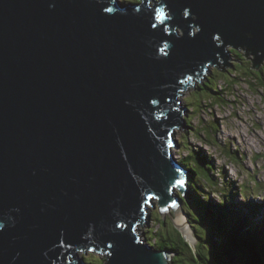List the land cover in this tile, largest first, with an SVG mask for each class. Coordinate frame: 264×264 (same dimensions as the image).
<instances>
[{"label": "water", "instance_id": "1", "mask_svg": "<svg viewBox=\"0 0 264 264\" xmlns=\"http://www.w3.org/2000/svg\"><path fill=\"white\" fill-rule=\"evenodd\" d=\"M232 51L263 77L264 0H0V264H171L138 228L185 218L184 93Z\"/></svg>", "mask_w": 264, "mask_h": 264}, {"label": "rangeland", "instance_id": "2", "mask_svg": "<svg viewBox=\"0 0 264 264\" xmlns=\"http://www.w3.org/2000/svg\"><path fill=\"white\" fill-rule=\"evenodd\" d=\"M121 1L124 4L140 2V0ZM237 58L242 63H237V60L233 59L232 62L237 63L235 69H230L225 75L219 71L215 72L217 80L218 78L227 79L219 82L215 80L211 90L226 89V92L215 93L206 87L199 88L201 89L199 91L194 89L190 93L183 91L185 92L183 104L190 110L186 112L187 115L184 114V117L187 118L189 115L187 118L188 125L193 128H188V131H190V137L193 139H189V135L185 134L189 133L188 131L178 133L181 148L176 150L175 154L177 158L186 164H190L191 169L197 172L198 175L193 182L194 187L205 191L216 186L212 177V171H215V168L212 162L206 165L205 160L191 150L192 146L203 147L214 156L216 167L225 168L231 180L244 184L246 188L247 185H250L251 190L255 193L253 194L249 190L252 196L251 200L260 196L254 200V204L258 205L259 202L264 204V77L261 78L260 76L258 79L253 76V72H249L248 62L239 54H237ZM235 76L243 77L245 81L239 79L236 83L232 80L236 78ZM257 79L259 83L255 85ZM228 89L229 91H227ZM237 148L244 157L239 158L230 153L235 152ZM189 153L191 155L186 157ZM213 197L217 198L218 195L214 194ZM238 200L241 202L242 210L247 213L248 209L243 206L244 198L239 196ZM182 209L185 212L184 219L188 222L187 208L182 205ZM184 219L176 223L173 222L170 215L163 216L156 202V207L150 208L147 222L140 228L144 243L147 245L149 242L159 248L168 247L169 238H178L175 231L176 225L186 226ZM257 219L264 220V213ZM191 228L193 230L192 226ZM196 228L204 248L215 246L205 227L197 225ZM193 232L196 238L193 246L195 248L198 244V238L197 233L194 230ZM185 234L186 239L192 243L187 232ZM81 257L85 258L86 261L88 260L87 263L89 264H101V260L107 256L106 254H98V259H96V254H88ZM183 257L188 258L189 254H183ZM172 260L173 258L170 261L171 264L173 263ZM232 260L233 258H230L225 261L231 263ZM234 260L237 261L236 257Z\"/></svg>", "mask_w": 264, "mask_h": 264}, {"label": "trees", "instance_id": "3", "mask_svg": "<svg viewBox=\"0 0 264 264\" xmlns=\"http://www.w3.org/2000/svg\"><path fill=\"white\" fill-rule=\"evenodd\" d=\"M232 53L238 59V53L235 51ZM260 73L264 77V67ZM207 80L206 89L215 93L226 92V89L211 90L212 84L217 80L215 75L207 77ZM191 150L199 154L200 158L205 160L206 165L212 162L215 168V171H212L215 188L199 190L193 185L198 175L197 172L191 169L190 164L177 158L189 171L187 194L179 192V197L181 203L187 208L186 214L193 230L197 233L198 244L194 248V245L184 237L185 234L176 228L178 238H169L168 247L159 248L149 242L148 244L154 250L171 252L174 255L172 264H264V220L257 219L264 213V204L261 202L258 205L254 204V200L260 196L251 200V193H255L251 190L250 185H247L246 188L244 184L231 180L225 168L216 167L214 156L206 149L192 146ZM230 153L239 158L244 157L243 154H240L239 148ZM190 155L191 153L186 157ZM229 159L233 161L231 158ZM228 190L230 191L228 192ZM214 194H217L218 197L214 198ZM239 196L244 198L243 206L248 209L247 213L242 210L241 202L238 200ZM197 225L206 228L215 246L204 248L196 228ZM193 230L192 233H194ZM186 253L189 254L188 258L183 257V254ZM234 257H236V262L235 260L231 263L225 261L230 258L234 259Z\"/></svg>", "mask_w": 264, "mask_h": 264}, {"label": "bare ground", "instance_id": "4", "mask_svg": "<svg viewBox=\"0 0 264 264\" xmlns=\"http://www.w3.org/2000/svg\"><path fill=\"white\" fill-rule=\"evenodd\" d=\"M162 52H164V51H162ZM165 53V52H164ZM233 59H236V57L235 56H233ZM237 60V59H236ZM206 79H207V76H206ZM183 92V91H182ZM244 202V201H243ZM246 205V204H245ZM184 222H185V225L186 226H181L180 224L178 225V228L181 230V232H183L184 234L187 232V234H188V236L192 239V243H195L196 242V238H195V236H194V233H192V229H191V227L189 226V223L187 222V220H185L184 219ZM178 223V222H177ZM180 226H181V228H180ZM191 235H190V234ZM186 235V234H185Z\"/></svg>", "mask_w": 264, "mask_h": 264}, {"label": "clouds", "instance_id": "5", "mask_svg": "<svg viewBox=\"0 0 264 264\" xmlns=\"http://www.w3.org/2000/svg\"><path fill=\"white\" fill-rule=\"evenodd\" d=\"M189 139H193V137H190V135H189ZM180 149V148H179ZM178 149V150H179ZM179 192H181V191H177V193H178V196L180 195L179 194ZM182 193V192H181ZM181 202V201H180ZM182 203H181V207H182ZM151 208H153L154 209V207L153 206H151ZM158 208H159V206H158ZM160 209V208H159ZM148 214L150 215V209L147 211V216H148ZM147 216H146V218H145V220L141 223V225L139 226V228H138V233H139V235L141 236V234H140V228H141V226H143L146 222H147ZM188 222H189V220H188ZM191 226V225H190ZM141 238H142V236H141ZM148 244V243H147ZM166 251V250H165ZM99 255H103V254H99Z\"/></svg>", "mask_w": 264, "mask_h": 264}, {"label": "snow or ice", "instance_id": "6", "mask_svg": "<svg viewBox=\"0 0 264 264\" xmlns=\"http://www.w3.org/2000/svg\"><path fill=\"white\" fill-rule=\"evenodd\" d=\"M185 15H187V12L185 13ZM153 27H155V25H153ZM177 183H181L182 184V181H178Z\"/></svg>", "mask_w": 264, "mask_h": 264}]
</instances>
